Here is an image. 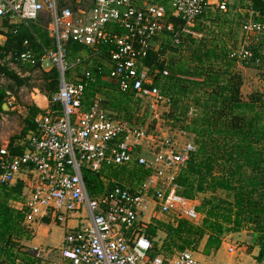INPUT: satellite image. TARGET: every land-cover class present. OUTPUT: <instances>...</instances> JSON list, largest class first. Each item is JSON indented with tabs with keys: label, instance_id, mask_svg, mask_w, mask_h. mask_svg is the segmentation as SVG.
Segmentation results:
<instances>
[{
	"label": "built area",
	"instance_id": "1",
	"mask_svg": "<svg viewBox=\"0 0 264 264\" xmlns=\"http://www.w3.org/2000/svg\"><path fill=\"white\" fill-rule=\"evenodd\" d=\"M168 1L170 12L156 4L139 7L135 0H0V19L9 24L27 26L50 17L53 47H43L37 57L25 40L22 46L27 49L12 58L31 68H54L59 75L58 91L43 97L34 131L20 142L23 153L12 155L8 143L0 146V186L25 179V225L43 219L78 223L67 227L57 250L69 264H197L192 251L165 254L147 234L151 220L159 216L174 227L177 220L194 227L202 224L197 197L185 198L175 183L195 147L178 146L167 133L151 137L154 133L148 135L141 124L105 110L100 94L87 98L91 84L106 72L119 92L148 104L153 121L159 109L168 110L170 99L155 83L157 70L145 64L148 55L158 53L164 35L178 46L180 34H189L208 11L226 12L228 0ZM173 19L183 24L180 32ZM67 44L79 49L69 67ZM257 46L264 50V14L259 13L240 25L238 44L228 49V58L236 65L256 66L259 59L253 60L252 47ZM92 58L104 63L91 67L86 60ZM76 66L82 70L68 81L65 74ZM166 76L164 69L161 77ZM146 141L155 144L148 147ZM132 168L144 174L133 177L130 185L108 176ZM86 174L96 178L94 184L100 183L102 192L88 190ZM51 252L36 250L34 258L43 260Z\"/></svg>",
	"mask_w": 264,
	"mask_h": 264
},
{
	"label": "trees",
	"instance_id": "2",
	"mask_svg": "<svg viewBox=\"0 0 264 264\" xmlns=\"http://www.w3.org/2000/svg\"><path fill=\"white\" fill-rule=\"evenodd\" d=\"M244 5V13L235 10L238 13L236 18L240 19L237 33L232 30L231 21L225 19L220 24L224 30L217 32L218 36L210 35L207 40L197 39L191 34V31H199L197 22L189 34H180L178 46L172 45L169 35H164L158 53H150L145 64L157 70L156 86L170 99L167 122L172 126L180 125L193 136L195 151L177 173L175 183L181 187L180 193L185 198L205 197L197 208L204 216L202 224L199 227L185 221L175 227L166 224L169 238L172 241L173 235H185L181 238L183 245L178 247L184 251L195 243L192 238L200 240L206 235L205 255H208L211 247L219 249L220 239L225 234L252 227L261 242L257 261L264 263V96L252 94L246 100L242 98L243 79L234 70V62L228 58L230 47L224 44L225 38L239 40L240 25L250 18V14H264V0H246ZM206 14L201 19L207 17ZM215 18L216 21L220 19ZM173 23L175 30L180 32L183 24L174 19ZM3 26L7 32L4 34V45L0 46V61L9 55L10 61H13L12 57L21 50L22 41L28 38L34 43V37L23 25H10L4 20ZM32 26L33 34L48 46L50 40L46 32ZM227 26L229 28L224 32ZM32 45L35 47V44ZM67 46L70 54L79 51L76 46ZM252 50L253 60L259 59V63L253 67H264V50L259 46L252 47ZM164 69L168 71V76L161 77ZM0 75L16 88L27 86L29 82V78H21L1 63ZM39 79L42 93L49 94L57 90L58 73L54 68L48 73L42 72ZM7 92L0 89V113H4L2 106L7 103ZM95 94L103 97L102 106L105 110L130 123L137 122L138 118H134V115L138 109L132 104L135 100L133 95L119 92L114 81L98 77L89 87L87 98ZM26 108L24 128L20 136L12 138L9 143L12 155L22 153V147L14 142L34 129L32 118L38 109L33 106ZM191 108L197 112L189 117ZM142 174L143 171L137 169L136 175L140 177ZM108 175L115 180L119 178L117 172ZM84 179L91 193L102 192V185L94 184L95 177L86 174ZM118 181L124 183L122 179ZM128 182L132 180L128 179ZM22 190L21 181L13 186H0V264H15L19 261L16 243H19L17 238L21 235L24 216L12 208L10 202L19 201ZM219 193L226 197H218ZM44 223L49 224L50 221L44 220ZM157 229L156 226H150L147 234L155 237ZM24 261L23 264H35L33 260Z\"/></svg>",
	"mask_w": 264,
	"mask_h": 264
},
{
	"label": "rangeland",
	"instance_id": "3",
	"mask_svg": "<svg viewBox=\"0 0 264 264\" xmlns=\"http://www.w3.org/2000/svg\"><path fill=\"white\" fill-rule=\"evenodd\" d=\"M62 1H66L65 3L68 4L71 0ZM138 1L142 4L158 3L165 9L166 12L171 11L168 0ZM245 1L246 0H228V8L226 13L216 10H210L206 14L207 17L198 21L197 25H199V31H191L192 36L197 39L205 40H207L210 35L212 37L218 36V34L216 33L224 30L223 28H221L222 26L220 24L223 21H226L225 19L231 21L232 30L237 33L239 24L238 21L240 19L236 18V15L238 13H236L235 10H239L244 13V11L246 10L244 5ZM215 17L220 18V22L216 21L217 19ZM3 22L4 21L0 19V30H5L7 32V29L3 26ZM30 25L33 28L32 24ZM227 28L229 27H225L224 32H226ZM1 33L2 31H0V35ZM236 41H238L236 40V38L235 40L234 38H225L224 44L227 47L235 48L238 44ZM233 45L236 46L234 47ZM78 53L79 52L70 54V58L66 60L67 67L74 63L75 59L79 56ZM0 63L10 68L21 78H29L27 86L16 88L13 87L12 83L9 80L0 75V88L8 91L6 99L7 103L5 104L7 106V109L4 111V113H0V146H4L6 143H10L12 138L20 136L21 130L25 125V118L27 117L26 107L31 106L32 104H34V101L39 100V98L36 96V90L40 91L42 82L39 79L41 72L26 68L25 66H21L19 64L12 63L9 60L8 56L4 60L0 61ZM81 70L82 67L80 66L70 67L65 74V78H67V80L69 81L76 73H80ZM234 70H236L242 76L243 85L241 88V95L244 100L248 99L252 94H260L264 96L263 66L260 68H256L234 64ZM132 104L135 109H138L134 115V118H138V120H136V123L141 124L148 135L154 133L153 136L151 135V137H155L156 135L161 137L164 133H167L170 137L172 136V139L178 146H182L186 143H192V135L186 133L180 127V125L172 126L167 122L166 114L168 113L169 109L167 111L166 109L163 111L159 109V112L155 115L158 117V119L157 121H153V115L149 118V108L146 102L135 99L134 101H132ZM196 112V109L191 108L188 112V116L191 117L190 115L196 114ZM154 139L156 142H158L159 140V138ZM154 144L155 143H153L152 141H146V146L148 147H152ZM107 170L111 171L109 168H107ZM128 173H132V171H129ZM133 181L134 180H132L131 184L133 183ZM128 183L129 182H126L125 184ZM217 196L226 197L224 194H218ZM204 198L205 197L201 195L197 196L198 200L196 203L199 202L200 205L201 200ZM145 218H147V216ZM167 221H169V219L165 216H159L158 219L151 220L152 226H158L159 224V226L157 227L159 229H157L156 236L154 237L156 246L165 254L180 252L178 247L183 245L181 238H184L185 235H173L171 241L165 228V226H167L166 224H168L166 223ZM161 222H163L164 224ZM179 222L184 221L177 220V225ZM40 224L41 221L35 222L33 226L26 227L22 222L21 235H19L20 237L17 238L20 241L19 243H16L18 240H15V243L18 247L16 254L18 255L19 259V262L15 264H23L24 260L26 262L28 260L31 261L30 258L34 254V250L31 249L32 246L39 248L38 251L42 252L41 254L47 252L48 250H52V252L48 256L42 255L44 256L42 257L43 260H37V264H66V262L62 261L59 258L57 253V250L61 245V239L64 235V225L52 223L48 225L50 232H47V229H44L40 226L38 227V225ZM44 236L47 237L44 238ZM192 239L195 241V243H192L191 247L187 248L186 250H190L193 252L197 264H264L257 261L261 242H259L258 235L254 233L252 227H244L240 232L237 233L225 234L220 239L221 242L219 249L214 250V248L211 247L208 255H205L207 236L205 235L200 240H196L194 238ZM47 246H56V248ZM229 249L234 250V252H230Z\"/></svg>",
	"mask_w": 264,
	"mask_h": 264
},
{
	"label": "crops",
	"instance_id": "4",
	"mask_svg": "<svg viewBox=\"0 0 264 264\" xmlns=\"http://www.w3.org/2000/svg\"><path fill=\"white\" fill-rule=\"evenodd\" d=\"M135 3L139 6V7H141V6H143V4L142 3H140L138 0H135ZM152 4H156V5H159L158 3H152ZM159 6H161V5H159ZM2 20V19H1ZM2 21H4V20H2ZM4 23V22H3ZM9 24V23H8ZM30 24H32V25H34V26H36L37 28H40V29H42L44 32H46V34H47V37H48V39L50 40V44L47 46V45H45L44 43H42V41L40 40V39H38L34 34H33V28L31 27V25ZM30 24H28L27 26H25L24 25V27L29 31V33L34 37V43L33 42H31L28 38H26V39H24L23 41H28L29 42V48H30V50L37 56V57H39L40 55H41V53H42V48L43 47H49V48H52L53 47V40L51 39V37H50V33H49V30H48V26H49V24H50V17L49 16H44L42 19H40L39 21H37V22H33V23H30ZM10 25H13V24H10ZM7 29V28H6ZM0 31H2V33H1V35H0V46H3L4 45V43H5V40H6V38H5V36H4V34L6 33V31L5 30H0ZM23 41H22V43H23ZM22 43H21V45H20V52H18L17 54H20V53H22L23 51H25L27 48H24L23 46H22ZM32 44H35V47L32 45ZM68 45V44H67ZM67 49H68V46H67ZM68 52L70 53V51L68 50ZM79 52V51H78ZM77 53V52H76ZM80 56H83V54H80ZM9 57V60H11V58H10V55L8 56ZM12 63H15V64H19V65H21V66H25L26 68H29V69H35V70H37V71H39V72H43V73H48L49 72V70L47 71V70H40V68H38V67H35V68H31V67H29V66H27V65H22V64H20V63H17V62H15L14 60L13 61H11ZM104 63V61L102 60V59H96V58H92V59H89V60H86V64H88V65H90L91 67H101L102 66V64ZM57 71V70H56ZM58 73V72H57ZM103 74H106V72L105 73H103ZM102 74V75H103ZM97 76V78L98 77H102L103 78V80H108V81H110V79H108V75L106 74V76ZM58 79H59V75H58ZM58 85H59V82H58ZM1 89V88H0ZM58 91V86H57V90L55 91V92H52V93H49V94H45V93H42L41 91H38V90H36V96L39 98V100L38 101H34V104H32L31 106H33V107H36L37 109H38V113L37 114H39L40 112H41V106H42V100H43V97H49V96H51L52 94H54V93H56ZM7 94H8V92H7ZM5 105V104H4ZM36 114V115H37ZM35 115V116H36ZM35 116L32 118V122H33V125H34V118H35ZM32 131H34V129L33 130H31V131H29L28 133H30V132H32ZM28 133L25 135V137H23V138H21V139H18V140H16L14 143H17V146H19V147H22V146H20V142H22L25 138H26V136L28 135ZM9 144V143H8ZM23 151H24V147H22V153H23ZM22 153H20V154H22ZM20 154H15V155H20ZM129 170V169H128ZM126 171V169H122V172L121 173H117L118 175H119V178H118V180H120V179H122V182H124V183H126V181L128 182V179L129 180H134V178L133 177H135V178H137V175H136V173H137V169H135V168H132V169H130V171H132V173H128L129 171ZM126 173L127 174H129L130 176H127V178L128 179H126L125 180V178H126ZM109 177H112V176H110V175H108ZM24 178L21 176V182H22V184H23V187H24ZM130 182V181H129ZM128 184H130V183H128ZM22 193H23V190H22ZM219 194H221V193H219ZM23 200H22V195H21V198H20V200L19 201H14V202H10V205H11V207L12 208H14L15 210H17V211H19V212H21L22 213V211H21V202H22ZM23 216H24V213H23ZM44 220H48V219H43V220H41V224L40 225H38V227L40 226V227H43L44 229H47L46 231L47 232H50L49 231V228H48V225H50V224H52V223H56V224H59V223H57V222H54V221H52V220H49L50 221V223L49 224H46V223H44ZM161 223H163V222H161ZM164 224V223H163ZM23 225H25L24 224V217H23ZM61 225V224H60ZM62 225H64V227H65V231H66V229H67V227H74V226H76V225H78V223L77 222H74V221H72V222H68L67 223V225H65V224H62ZM26 227H29V226H33V224H30V225H25ZM156 226V225H155ZM158 226H159V224H158ZM158 226H156V227H158ZM162 227V226H161ZM65 231H64V234H65ZM48 236V235H47ZM47 236H44V238H46ZM64 236V235H63ZM20 240H18V242H19ZM62 241H63V237H62V239H61V245H62ZM34 242V241H33ZM61 245H60V247H61ZM47 247H54V248H56V246H47ZM31 249H33L34 251H36V250H38L39 248H36V247H34V246H32L31 247ZM31 260H33L34 262H35V264L38 262L37 260H35V258H34V254L31 256V258H30ZM66 264H69V263H67L66 262Z\"/></svg>",
	"mask_w": 264,
	"mask_h": 264
},
{
	"label": "water",
	"instance_id": "5",
	"mask_svg": "<svg viewBox=\"0 0 264 264\" xmlns=\"http://www.w3.org/2000/svg\"><path fill=\"white\" fill-rule=\"evenodd\" d=\"M2 109L5 111L7 109V106L6 105H3L2 106Z\"/></svg>",
	"mask_w": 264,
	"mask_h": 264
}]
</instances>
